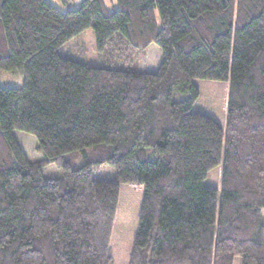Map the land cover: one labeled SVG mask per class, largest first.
<instances>
[{
  "label": "trees",
  "instance_id": "trees-1",
  "mask_svg": "<svg viewBox=\"0 0 264 264\" xmlns=\"http://www.w3.org/2000/svg\"><path fill=\"white\" fill-rule=\"evenodd\" d=\"M1 72L0 264H264V0H0Z\"/></svg>",
  "mask_w": 264,
  "mask_h": 264
},
{
  "label": "rangeland",
  "instance_id": "rangeland-1",
  "mask_svg": "<svg viewBox=\"0 0 264 264\" xmlns=\"http://www.w3.org/2000/svg\"><path fill=\"white\" fill-rule=\"evenodd\" d=\"M51 2V0H49ZM58 6H55L60 9L61 11L66 10H75L79 7L81 0H53ZM95 37L94 32L92 30H87L84 33L76 36L66 44H64L58 50V54L63 57L70 59L76 63H79L86 67L92 68H105V69H118V70H126L128 69L127 64L123 63L120 59L111 60L108 57L101 56L96 50L95 44ZM154 48L159 50L160 49L155 46L151 45L150 48L147 50L145 56L138 61L137 69L138 71L143 70H155L158 64V60L155 58V52L153 51ZM149 68V69H148ZM5 73V72H1ZM8 74V75H7ZM5 73L0 74V85L6 87H16L20 88L23 85V77L19 73ZM187 95L179 94L174 92L172 95L173 101H180L186 98ZM13 136L21 147L23 152L25 153L26 158L31 162H36L43 159L42 154L37 152V140L34 136L20 132V131H13ZM87 151H89L87 153ZM94 151L92 148L85 149L83 152H76L69 154L67 159L71 162L72 167H78L83 162V154H90ZM97 152V151H95ZM90 154L94 159H105L112 155V149L108 145H103L101 150H99V154ZM148 159L152 160L153 156L151 153H148Z\"/></svg>",
  "mask_w": 264,
  "mask_h": 264
},
{
  "label": "crops",
  "instance_id": "crops-1",
  "mask_svg": "<svg viewBox=\"0 0 264 264\" xmlns=\"http://www.w3.org/2000/svg\"><path fill=\"white\" fill-rule=\"evenodd\" d=\"M51 2L55 5V6H58L53 0H51ZM60 10V9H59ZM154 52H155V58H156V60H158L157 62H158V64H157V66H159V64H160V60H161V53H159V50L158 49H156V48H154V50H153ZM157 68L158 67H156L155 68V70H143V71H138V72H142V73H153V72H155L156 70H157ZM149 69V68H148ZM6 73V72H5ZM5 73H0V74H5ZM7 74V73H6ZM8 75V74H7Z\"/></svg>",
  "mask_w": 264,
  "mask_h": 264
}]
</instances>
